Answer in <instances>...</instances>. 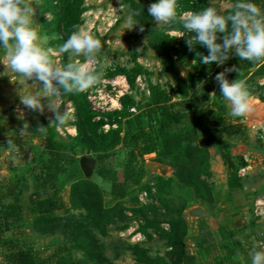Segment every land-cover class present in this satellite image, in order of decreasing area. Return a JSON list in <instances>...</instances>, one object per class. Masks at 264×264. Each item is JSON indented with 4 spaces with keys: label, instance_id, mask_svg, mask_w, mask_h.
Returning a JSON list of instances; mask_svg holds the SVG:
<instances>
[{
    "label": "rangeland",
    "instance_id": "obj_1",
    "mask_svg": "<svg viewBox=\"0 0 264 264\" xmlns=\"http://www.w3.org/2000/svg\"><path fill=\"white\" fill-rule=\"evenodd\" d=\"M139 1L148 4L156 2ZM123 3L130 7L124 1ZM212 3L218 4L220 10H224L229 8L231 2L212 0ZM34 4V19L39 33L47 37L45 46L57 52L54 57L56 60L69 62L68 54L58 53L63 40L62 33L54 31L49 34V27L43 24L44 20H52L54 10L58 11V0H34ZM84 7L82 26L101 41L102 51L98 54V61L105 64V70L116 67L131 68L136 62L142 66V72L137 76L134 86L128 83L124 75H117L104 78L87 90L93 109L100 112L119 109L120 98L125 93H131L141 106H145L150 99L151 84H161L173 94L174 100L181 99L183 84L175 80L170 69L149 45L145 30L140 32L139 26L127 29L125 16L128 7L124 12L119 11L118 0H84ZM178 26L179 24L175 23L167 32L176 37L172 44L180 48L186 43V39L179 37L183 30ZM137 49L141 50L137 52ZM3 57V50L0 49V60H3ZM174 58L187 84L192 81L191 73L195 71V67L213 73L209 65L196 60L193 63L194 59L189 57L174 54ZM72 59H79L81 62L84 60L83 57ZM4 70L3 64H0V73ZM254 80L264 84V75H256ZM214 82L215 88L211 93L218 92L215 78ZM31 83L22 82L10 69L6 76L0 75V199L3 202L12 201L14 195L21 190L24 192L23 199L27 201L28 195L36 189L42 160L48 157L44 144L45 135L36 128L41 124L49 125L48 117L52 114L46 110L45 114L41 115L20 105L19 94L38 90V86ZM211 97L212 100L214 96ZM251 104L253 110L241 119L247 126L246 132L227 139L230 151L238 158V163L240 158L247 163L239 170L242 188L230 191L227 185V167L216 147L211 146V175L206 180L212 187L213 201L195 199L192 191L176 180L166 195L173 198L175 204H186L183 209V216L188 223L186 246L188 253L193 256L189 264H251L249 253L253 248L264 251V103L251 99ZM65 107L68 109L67 121L62 125L52 126L56 130L60 150L79 159L85 154L96 156L95 153H89L75 145L77 111L69 96L63 97L61 110ZM18 109L22 110V117ZM95 120L105 122L99 127V132H107L117 127L111 123L114 117L98 116ZM24 123H28L29 127L21 134ZM8 138L14 142V149L7 146ZM127 153L128 149L119 145L108 151L103 159V163L117 173L120 181L124 180ZM99 165L98 160L97 168ZM139 166L143 169L140 184L133 185L129 182L127 194L119 199L113 197L110 184L103 176L97 172L91 176L102 190L105 205L108 207L118 203L128 216L125 221L109 224L106 234L96 232L104 261L91 260L70 241L67 224L80 219L82 211L57 209L56 213L62 216V220L48 230L37 229L28 211H25L19 222H4L0 219V264H9L5 254L11 240L19 246L32 249L39 264H56L64 256L80 261V264H141L135 260L131 250V245L136 243L146 247L153 257L164 256L168 250L165 240L156 233H153L150 239L143 236L139 228L144 220L141 214L133 212V209L149 206L150 208L145 210L147 216L154 218L162 227L168 228L167 208L158 201L156 187L158 178L173 176L174 169L160 162L155 154L145 155ZM69 185L70 182L60 191V196L66 202Z\"/></svg>",
    "mask_w": 264,
    "mask_h": 264
},
{
    "label": "trees",
    "instance_id": "obj_2",
    "mask_svg": "<svg viewBox=\"0 0 264 264\" xmlns=\"http://www.w3.org/2000/svg\"><path fill=\"white\" fill-rule=\"evenodd\" d=\"M123 1L131 9L141 11V15L136 19L144 26L149 45L159 55L163 64L170 69L175 80L183 84L182 96L180 100H174L173 94L165 90L161 84H151L150 99L145 106H141L131 93H125L120 98L121 108L100 112L92 108L87 92L68 95L77 111L75 145L96 154L100 165L94 172L109 182L111 194L118 199L127 194L129 182L133 185L140 184L143 169L139 164L145 155L155 154L160 162L173 167L174 175L160 176L156 187L158 201L167 208L168 228L162 227L154 218L147 216L145 210H148L149 206L133 209V212L141 214L144 220L139 228L143 236L150 239L153 233L158 234L167 244L166 254L153 257L140 243L131 245V250L135 260L141 264H189L193 256L188 253L186 246L188 223L183 216L186 204H175L173 198H168L166 195L169 194L176 180L192 191L195 199L204 202L213 201L212 187L206 180L211 175V146L216 147L227 167V185L230 191L242 188L239 170L247 163L243 158H240L241 161L239 160L238 163V158H235L230 151L227 139L237 134H244L247 126L241 121L243 117L232 119L228 114L230 108L228 102L220 96L219 86L212 100L209 94L215 88V75L235 65L238 72L228 73L227 78L230 81L235 79L246 81L251 96L264 101V84L254 80L256 75H264V61L252 63L232 56L223 66H218L216 63L209 65L213 70L211 74L209 71L195 67V71L191 73L192 81L187 84L180 74L174 54L199 62L197 52L207 55V49L197 45L195 50L190 51L186 43L180 48L175 47L172 40L176 37L167 32L169 27L156 26L152 18L147 15L148 3L139 0ZM219 1L235 2V0ZM251 2L264 10V0H251ZM210 4L221 14H228L229 8L220 10L219 5L212 3V0H178L177 13L179 15L185 11H200ZM84 10V0H58V11L54 10L52 20H44L43 24L49 27V34L54 31L61 32L63 44L75 25L82 26ZM178 27L184 33L182 25L179 24ZM186 35L191 34L186 33ZM141 72L142 66L136 62L131 68L116 67L105 70L103 79L124 75L128 83L134 86ZM201 81L206 82L199 93L196 92V88L191 90ZM98 116L114 117L111 123L116 124L117 127L107 132H99V127L105 122L95 120ZM44 135L48 157L42 160L36 189L28 195L27 201L23 199L22 190L15 194L10 202H3L0 199V219L4 222H19L25 211H28L37 229L48 230L53 224L62 220V216L56 213L57 209L82 211L80 219L67 224L70 241L91 260L104 261L96 232L104 235L109 224L125 221L128 218L125 209L119 207L118 203L108 207L105 205L101 188L92 177L84 176L80 159L74 155L68 156L60 150L54 127H48ZM119 145L128 149L123 181L119 180L114 170L103 163L106 153ZM69 182L66 202L60 196V191ZM9 243L8 252L5 254L9 264H39L32 249L19 246L12 240ZM56 264H80V261L64 256Z\"/></svg>",
    "mask_w": 264,
    "mask_h": 264
},
{
    "label": "clouds",
    "instance_id": "obj_3",
    "mask_svg": "<svg viewBox=\"0 0 264 264\" xmlns=\"http://www.w3.org/2000/svg\"><path fill=\"white\" fill-rule=\"evenodd\" d=\"M118 4L121 12L128 7L123 0H118ZM178 6V0H156L147 6V15L156 26L170 28L175 23L181 24L184 33L179 37H187L189 50L193 51L199 45L208 51L207 55L197 52L200 63L223 66L232 56L252 63L264 61V10L251 0L230 3L227 15L221 14L211 4L200 11H185L178 15ZM35 15L34 0H0V49L4 53L0 64L5 69L0 75L6 76L10 69L22 82L31 81L38 86L35 92L19 94V100L28 111L44 115L47 110L52 114L48 117L49 126L41 124L36 128L46 133L48 127L62 125L68 119V109L61 110L63 97L86 92L100 83L105 75V64L98 61V54L102 51L101 41L79 25L74 26L58 49L59 54H68L69 62L56 60L57 52L45 46L47 37L40 35ZM140 15V10L128 7L125 16L127 29L139 26V31H144V26L136 19ZM140 50L137 49V52ZM73 57H83L84 60L73 61ZM230 72H238L237 67L234 65L217 73L215 81L220 96L230 104L228 114L244 117L253 110L251 94L246 81H230L227 78ZM205 82L196 84L197 93ZM209 95L216 96V93ZM18 110L22 117V110ZM28 127L29 124L24 123L21 134ZM7 146L15 148L10 138ZM249 255L251 264H264V251L254 247Z\"/></svg>",
    "mask_w": 264,
    "mask_h": 264
},
{
    "label": "water",
    "instance_id": "obj_4",
    "mask_svg": "<svg viewBox=\"0 0 264 264\" xmlns=\"http://www.w3.org/2000/svg\"><path fill=\"white\" fill-rule=\"evenodd\" d=\"M97 162V156L93 154H85L80 157V167L86 178H90L93 175L97 168Z\"/></svg>",
    "mask_w": 264,
    "mask_h": 264
},
{
    "label": "crops",
    "instance_id": "obj_5",
    "mask_svg": "<svg viewBox=\"0 0 264 264\" xmlns=\"http://www.w3.org/2000/svg\"><path fill=\"white\" fill-rule=\"evenodd\" d=\"M252 98V97H251ZM252 100H258L260 103H264L263 101H261L260 99H258V98H252ZM229 108H230V106H229ZM248 123V122H247ZM248 127L250 128V125L248 124Z\"/></svg>",
    "mask_w": 264,
    "mask_h": 264
}]
</instances>
